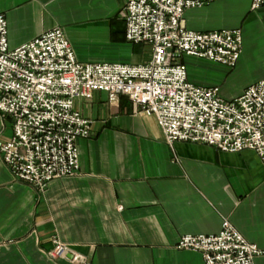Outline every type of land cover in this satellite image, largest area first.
<instances>
[{
    "label": "crops",
    "instance_id": "1",
    "mask_svg": "<svg viewBox=\"0 0 264 264\" xmlns=\"http://www.w3.org/2000/svg\"><path fill=\"white\" fill-rule=\"evenodd\" d=\"M123 6L122 0H0V14L12 49L62 28L81 63L145 65L152 48L127 41ZM184 25L243 34L233 69L185 57L192 84L219 88L230 101L264 80V7L213 0L187 11ZM75 109L92 122L91 137L78 141V176L39 192L16 181L0 153V264H205L200 253L177 245L187 235L218 234L226 220L263 251L255 264H264V161L256 153L183 142L171 148L155 116L127 96L110 102L97 92L76 100ZM12 136V121L0 115V141ZM55 238L70 247L66 258L49 257Z\"/></svg>",
    "mask_w": 264,
    "mask_h": 264
},
{
    "label": "built area",
    "instance_id": "2",
    "mask_svg": "<svg viewBox=\"0 0 264 264\" xmlns=\"http://www.w3.org/2000/svg\"><path fill=\"white\" fill-rule=\"evenodd\" d=\"M122 1L127 41L152 48L145 65L81 63L62 28L12 49L7 19L0 14V115L13 124L0 153L14 179L45 192L52 181L79 175L78 141L91 137L92 122L75 109V101L97 92L110 102L127 96L140 112L155 116L171 148L183 142L230 154L252 151L264 161V80L227 101L219 88L192 84L183 63L195 57L235 68L243 52L242 30L185 27L187 11L213 0ZM262 7L264 0H252V10ZM53 245L48 253L53 260L71 253L58 238ZM177 248L200 253L205 264H255L263 255L228 220L218 234L184 236Z\"/></svg>",
    "mask_w": 264,
    "mask_h": 264
}]
</instances>
